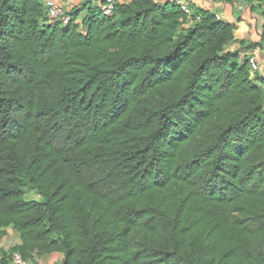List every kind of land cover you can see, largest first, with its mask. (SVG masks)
I'll use <instances>...</instances> for the list:
<instances>
[{
	"label": "trees",
	"instance_id": "trees-1",
	"mask_svg": "<svg viewBox=\"0 0 264 264\" xmlns=\"http://www.w3.org/2000/svg\"><path fill=\"white\" fill-rule=\"evenodd\" d=\"M105 2L60 5L64 25L0 0V241L27 262L264 264V78L235 28Z\"/></svg>",
	"mask_w": 264,
	"mask_h": 264
},
{
	"label": "crops",
	"instance_id": "crops-1",
	"mask_svg": "<svg viewBox=\"0 0 264 264\" xmlns=\"http://www.w3.org/2000/svg\"><path fill=\"white\" fill-rule=\"evenodd\" d=\"M45 1L47 0H42L43 3ZM53 1L65 7L67 11H71L73 7L77 5L79 6L82 4H87V2L89 3V1H91L94 7H99V3L101 0H53ZM117 1L118 3L128 2V0H117ZM178 1L180 0H157V2L159 3H167V2L177 3ZM181 1H183V3L189 7L192 13L203 11L214 15L219 14L221 15V21L228 23L235 28L234 42H232L228 46V49L231 48L229 51L238 52L242 59H246L248 58V56L254 55L259 62L260 60H264L262 55L263 54L262 48L264 45L259 46L257 49L251 51L247 49L250 45L258 44L262 41V35L264 31V15L262 13L261 8H259L258 6L259 3L257 1L254 0L252 3L248 4L246 10H244L243 12H237L234 9V6L229 2H224L223 4H217L213 2V0H181ZM238 48L240 49L243 48V51L240 52L236 51ZM11 229L12 228L5 230L6 235L8 231ZM45 259H48V261L50 260L48 264H54L55 262L56 264H59L62 261V257L59 255L42 258V260ZM51 259L53 261H51Z\"/></svg>",
	"mask_w": 264,
	"mask_h": 264
},
{
	"label": "built area",
	"instance_id": "built-area-1",
	"mask_svg": "<svg viewBox=\"0 0 264 264\" xmlns=\"http://www.w3.org/2000/svg\"><path fill=\"white\" fill-rule=\"evenodd\" d=\"M257 1V0H255ZM217 4H223L224 2H229L234 6V9L237 12H243L248 6V0H213ZM258 2V1H257ZM45 8L48 14V17L51 22L58 23L62 22L64 25H67L70 22V17L65 15L63 9L53 0H47L44 2ZM178 6L188 15H191L192 12L189 7L183 3V1L177 2ZM117 5V0H106L105 4L100 7V11L104 17H111L114 14L115 7ZM219 20H221V15H215ZM248 62L250 65L251 72H256L259 70L260 62L254 55L248 56ZM13 264H29L26 260L23 259L19 252H15L11 258Z\"/></svg>",
	"mask_w": 264,
	"mask_h": 264
},
{
	"label": "rangeland",
	"instance_id": "rangeland-1",
	"mask_svg": "<svg viewBox=\"0 0 264 264\" xmlns=\"http://www.w3.org/2000/svg\"><path fill=\"white\" fill-rule=\"evenodd\" d=\"M263 45H264V41H263ZM228 49V48H227ZM231 48L228 49V51ZM234 50V49H233ZM263 50V58H264V46L262 48ZM236 51H243V48H238ZM262 58V59H263ZM248 59V58H247ZM260 67L259 70L256 72H251L250 70V75L251 78L254 80V82L256 84H260L257 81V78L262 77L264 78V60H260ZM39 196L36 193L30 192L27 194V200H34V199H38ZM21 244V240H20V235L14 231L13 229L9 230L7 235L0 241V257L2 256V254H4V252L7 254L8 258L11 257L14 253H15V248L18 247ZM48 259L42 260V259H38V258H34L33 261L29 262V264H48L49 261ZM51 261H53L51 259ZM56 264V262L54 263Z\"/></svg>",
	"mask_w": 264,
	"mask_h": 264
}]
</instances>
